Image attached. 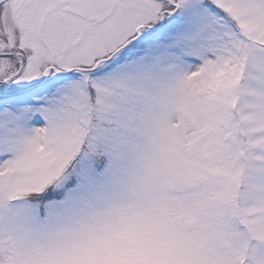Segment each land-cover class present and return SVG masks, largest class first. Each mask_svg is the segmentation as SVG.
<instances>
[{"label":"snow or ice","instance_id":"1","mask_svg":"<svg viewBox=\"0 0 264 264\" xmlns=\"http://www.w3.org/2000/svg\"><path fill=\"white\" fill-rule=\"evenodd\" d=\"M193 220L184 264H264V0H0V264Z\"/></svg>","mask_w":264,"mask_h":264},{"label":"rangeland","instance_id":"2","mask_svg":"<svg viewBox=\"0 0 264 264\" xmlns=\"http://www.w3.org/2000/svg\"><path fill=\"white\" fill-rule=\"evenodd\" d=\"M259 133L261 129L252 130ZM174 195H180L175 193ZM181 231L174 236H161L152 241H138L132 245L135 255L142 257L140 264H184L196 255V221H184Z\"/></svg>","mask_w":264,"mask_h":264}]
</instances>
